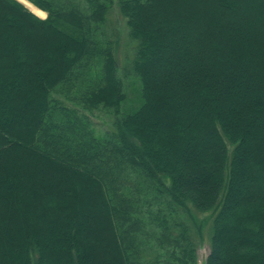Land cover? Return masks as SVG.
<instances>
[{
  "label": "trees",
  "instance_id": "obj_1",
  "mask_svg": "<svg viewBox=\"0 0 264 264\" xmlns=\"http://www.w3.org/2000/svg\"><path fill=\"white\" fill-rule=\"evenodd\" d=\"M25 1L47 18L0 0V264H198L182 209L213 214L207 264H264V0H116L125 115L115 0Z\"/></svg>",
  "mask_w": 264,
  "mask_h": 264
},
{
  "label": "rangeland",
  "instance_id": "obj_2",
  "mask_svg": "<svg viewBox=\"0 0 264 264\" xmlns=\"http://www.w3.org/2000/svg\"><path fill=\"white\" fill-rule=\"evenodd\" d=\"M116 3L117 2L115 0V4L110 10L106 30L110 41L113 43L116 51V57L119 67L118 75L124 84V89L127 96L126 102L120 108L121 114L125 115L134 112L140 106L141 84L139 79L134 75L131 69L137 44L132 41L127 22L125 18L121 16ZM30 11L32 10L30 9ZM32 12L37 15L34 11ZM43 14L45 15L37 16L42 19H46L47 13L44 12ZM55 97L58 96L55 95ZM67 104L71 105L70 103ZM83 113L91 120L97 132V135L103 136L106 132L113 129L112 127L115 121V116L110 112L104 110H96L94 112L83 111ZM148 199L151 198L148 197ZM154 207L157 208V205H155ZM179 216L180 219L189 226L192 236L199 246L198 262H201V264H205V261L210 254L209 236L212 226L213 214H200L192 209H190V212L182 209L181 211H179Z\"/></svg>",
  "mask_w": 264,
  "mask_h": 264
},
{
  "label": "bare ground",
  "instance_id": "obj_3",
  "mask_svg": "<svg viewBox=\"0 0 264 264\" xmlns=\"http://www.w3.org/2000/svg\"><path fill=\"white\" fill-rule=\"evenodd\" d=\"M22 1L28 8H30L32 11H34L37 15H45L43 14L44 12L40 11L39 9L35 8L34 6H32L30 3H28L25 0H20Z\"/></svg>",
  "mask_w": 264,
  "mask_h": 264
},
{
  "label": "water",
  "instance_id": "obj_4",
  "mask_svg": "<svg viewBox=\"0 0 264 264\" xmlns=\"http://www.w3.org/2000/svg\"><path fill=\"white\" fill-rule=\"evenodd\" d=\"M22 3H23V2H22ZM23 4H24V3H23ZM207 258H208V257H207ZM199 263L201 264V262H198V264H199ZM205 264H207V259H206V261H205Z\"/></svg>",
  "mask_w": 264,
  "mask_h": 264
}]
</instances>
